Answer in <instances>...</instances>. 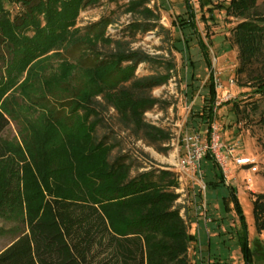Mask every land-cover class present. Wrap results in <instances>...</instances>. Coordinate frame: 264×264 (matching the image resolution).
<instances>
[{"label": "trees", "instance_id": "16d2710c", "mask_svg": "<svg viewBox=\"0 0 264 264\" xmlns=\"http://www.w3.org/2000/svg\"><path fill=\"white\" fill-rule=\"evenodd\" d=\"M259 2L223 0L218 9L241 19L230 37L238 49L237 73L264 94ZM18 4L24 10L14 14L10 8ZM86 5L87 0H0V205L8 210L12 202L19 205L16 236L0 252V264H49L38 260L39 242L33 239L41 227L78 264H190V244L197 239L174 209L176 178L168 171L140 172L142 165L123 153L119 132L106 120L115 108L117 122L137 140L147 139L167 153L156 146L158 133L140 116L154 107L152 92L167 82L173 65L133 49L124 38L107 36L114 23L110 18L75 28ZM145 17L149 20L130 25L129 33L155 31L160 17ZM144 63L168 70L137 75ZM210 95L215 102L213 85ZM12 124L22 146L5 136ZM10 157L20 162L13 179L5 181ZM134 170L139 171L135 176ZM220 184L226 185L223 175ZM227 187L243 219L236 190ZM10 214L5 218L13 220ZM254 215L264 232V195L255 196ZM42 218L47 224H40ZM239 241L245 264H254L246 227Z\"/></svg>", "mask_w": 264, "mask_h": 264}, {"label": "rangeland", "instance_id": "374dc122", "mask_svg": "<svg viewBox=\"0 0 264 264\" xmlns=\"http://www.w3.org/2000/svg\"><path fill=\"white\" fill-rule=\"evenodd\" d=\"M222 1L87 0L74 27H91L110 18L114 23L107 27V36L124 38L132 42L133 49H140L159 57V62L173 65L167 82L152 92L151 97L156 102L154 107L140 116V121L158 133L154 137L158 139L156 146L168 149L167 153L156 151L147 139L137 140L134 134L117 122L119 113L115 108L111 109L106 120L119 132L123 153L142 165L140 172L162 170L176 178L177 186L172 188L177 195L174 209L180 210L179 215L186 221L189 233L197 239L190 244V264H245V252L239 241L244 227L254 264H264V232L258 231L254 215L255 196L264 195V94L260 92L262 87L253 86L254 82L237 73L238 49L231 44L230 37L241 19L228 17L225 10L218 9ZM259 1L260 11L264 12V0ZM10 9L14 14L24 10L20 4ZM146 13L160 17L155 31L129 33L130 25L149 20L145 17ZM41 19L43 21V16ZM150 21H154V18ZM201 45H205L209 52L211 66H208ZM167 70V66L159 63H144L137 69V75L165 74ZM211 85L216 91L215 102L211 101ZM210 109H213L211 117L208 116ZM212 128L218 130L225 150L231 151L234 156L228 159L230 171L227 175L213 159L204 158L202 161L203 182L207 186L206 216L209 218V222H205L204 211L197 213V207L201 204L199 185L190 178L182 177L177 167L184 149L178 138L195 133L207 136ZM5 136L22 146L15 124L11 125ZM162 136L165 140H162ZM236 158L255 159L257 172L238 166ZM19 162L17 157H10L5 163V181L13 179V168ZM139 171L134 170L132 175ZM222 175L226 185H218ZM227 185L236 190L243 219L237 213L236 203L229 199ZM11 205L12 210L0 205V252L16 236L13 231L18 214H14V211L19 205L16 201ZM10 211L15 216L13 220L5 218L6 215L10 218ZM39 221L40 224H47L45 218ZM33 239L39 242L37 256L40 262L78 264L73 257H67L65 251L60 252L59 244L53 243L54 237L49 235L47 228L41 227L36 235L33 234Z\"/></svg>", "mask_w": 264, "mask_h": 264}, {"label": "built area", "instance_id": "2783aa9c", "mask_svg": "<svg viewBox=\"0 0 264 264\" xmlns=\"http://www.w3.org/2000/svg\"><path fill=\"white\" fill-rule=\"evenodd\" d=\"M178 142L184 148L177 162L179 173L182 177L190 178L192 182L199 185L201 204L197 207V213L204 211V220L209 222V218L206 216L208 212V205L205 200L207 186L203 182L202 161L207 154H210L223 174L227 175L230 171L228 159L233 157L234 153L225 150V145L222 143L220 133L216 128H212L207 136L201 133L186 134L184 137H179ZM235 163L240 167L250 168L249 170L252 172L258 170L255 159L236 158Z\"/></svg>", "mask_w": 264, "mask_h": 264}, {"label": "crops", "instance_id": "0c3cea01", "mask_svg": "<svg viewBox=\"0 0 264 264\" xmlns=\"http://www.w3.org/2000/svg\"><path fill=\"white\" fill-rule=\"evenodd\" d=\"M216 254H217V257H218V252H216ZM198 258V257H197ZM211 260H212V258H211ZM197 264H199V263H197ZM201 264V263H200Z\"/></svg>", "mask_w": 264, "mask_h": 264}]
</instances>
